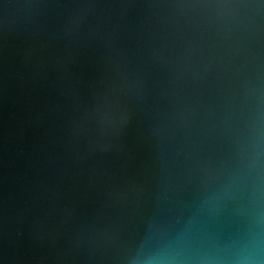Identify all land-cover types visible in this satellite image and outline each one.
Listing matches in <instances>:
<instances>
[{
    "label": "water",
    "instance_id": "1",
    "mask_svg": "<svg viewBox=\"0 0 264 264\" xmlns=\"http://www.w3.org/2000/svg\"><path fill=\"white\" fill-rule=\"evenodd\" d=\"M0 264H264V0H0Z\"/></svg>",
    "mask_w": 264,
    "mask_h": 264
}]
</instances>
